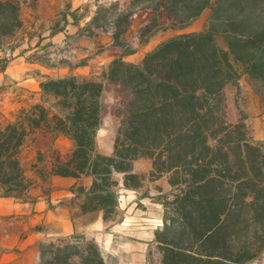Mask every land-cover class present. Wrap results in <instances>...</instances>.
<instances>
[{
    "label": "trees",
    "instance_id": "16d2710c",
    "mask_svg": "<svg viewBox=\"0 0 264 264\" xmlns=\"http://www.w3.org/2000/svg\"><path fill=\"white\" fill-rule=\"evenodd\" d=\"M39 0H0V50L11 55L26 40L25 10ZM99 1V0H98ZM138 9L166 17L168 28L185 29L211 10L202 31L181 33L147 53L139 63L125 60L136 48L127 34ZM68 13L53 24L51 36L69 23ZM70 15L79 23L75 12ZM112 32L119 55L98 78L39 73L42 102L20 110L0 128V197L25 200L35 185L22 161L26 145L60 135L74 141L68 155L54 149L52 175L81 179L74 191L85 213L103 211L116 219L120 205L117 173L125 186L140 187L134 161L149 158L152 175H167L171 189L156 197L163 225L155 232L162 264H251L264 252V141L253 140L243 122L229 121L226 87L247 75L264 95V0H132L97 4L85 27ZM145 35V34H144ZM39 35L28 60L48 68L55 44ZM57 55L59 51L57 52ZM1 58L2 69L10 61ZM119 95L115 114L121 125L114 153L98 148V132L109 110L107 84ZM85 179L91 183H85ZM40 264H109L101 246L76 234L40 243Z\"/></svg>",
    "mask_w": 264,
    "mask_h": 264
},
{
    "label": "crops",
    "instance_id": "0c3cea01",
    "mask_svg": "<svg viewBox=\"0 0 264 264\" xmlns=\"http://www.w3.org/2000/svg\"><path fill=\"white\" fill-rule=\"evenodd\" d=\"M92 1L39 0L35 10L31 8L25 10V17L29 20V30L37 36L29 43L28 35H26V40L13 55L0 50V128L13 121L23 108L42 102L43 94L39 73L52 76H66L71 73L89 77L97 75L98 78L115 59V57L106 54V51L91 57L87 53L88 46L85 49L86 53L81 58L84 59L83 62L74 64L67 56L69 49L65 48L64 57L67 62L59 64L57 67L48 68L28 60L33 51L23 52L31 45L37 44L40 34L45 38L44 44L49 41L55 44L52 55L54 58L59 55L56 51L60 52L61 48L69 47L74 39L89 41L101 31L95 30L94 35L89 36L85 29L96 13L97 4L108 5L104 0H96L93 4V12L86 14L83 5ZM131 2L132 0H129L124 6L120 3L122 10L129 9ZM139 10L141 9L137 10L134 17L138 15ZM71 12L77 14L79 23L74 21L75 19L70 15ZM64 13L69 14V23L66 29L51 36L54 22L60 19ZM191 26L179 30H187ZM205 28L190 32L202 31ZM110 33L112 34V32ZM163 42L160 41L154 45L148 44L147 52L153 51ZM6 55L11 60L6 68L2 69L1 58ZM129 59L130 55L125 58L126 61ZM131 62L139 63L132 60ZM98 67H103L104 70L102 72L95 71ZM103 130L104 122L98 132V148L101 153L112 155L116 134L114 131H109L108 140L105 141L102 137ZM74 146L72 139L60 135L54 143L49 138H43L37 139L36 142L30 141L24 148L22 161L28 175L34 179L35 185L30 189L28 198L25 200L0 197V264H40V243L42 241L68 238L76 234L85 236L89 241H95L107 251L118 245L119 250L123 254H131L132 259L134 257L143 258L142 250L146 245L143 236H134L136 238L132 239L130 244L127 233L131 226H135L134 228L139 230L138 221L142 220L134 218L135 222H129L131 217L128 216V213L135 210V216L140 213L142 216H150L146 219L148 221L147 229L150 234L155 236L156 230L163 225V211L161 210L163 205L156 200L157 196L152 188L145 184V180L142 181L140 187L128 188L125 186V173H117L116 178L120 182V205L116 219L106 221L103 211L85 213L81 206L82 199L74 191V187L80 185L82 180L51 174L54 164L53 150L56 149L63 155H68ZM152 172L151 160L140 158L134 161L132 173L144 177V175H152ZM153 178V183L160 185L158 195L171 189L167 175ZM85 183L90 184L91 180L85 179ZM152 206L160 209L161 213H158V218L151 217L153 215ZM251 264H264V258Z\"/></svg>",
    "mask_w": 264,
    "mask_h": 264
},
{
    "label": "rangeland",
    "instance_id": "374dc122",
    "mask_svg": "<svg viewBox=\"0 0 264 264\" xmlns=\"http://www.w3.org/2000/svg\"><path fill=\"white\" fill-rule=\"evenodd\" d=\"M96 0L84 4L85 13L90 14L94 10L93 4ZM98 1V0H97ZM129 0H119L121 5H125ZM104 2L110 5L112 0H104ZM155 13L151 10L141 9L138 11V15L133 17V26L130 32L127 34V39L134 46L137 51L135 54L130 55L128 62H139L147 55V45L156 44L166 39H170L178 34L190 32L192 30H199L207 27L209 19L211 16V10H207L201 18L196 20L193 25L187 30L171 29L168 28L167 18L164 17L161 20V23L154 25V22L151 20V17ZM88 31V30H86ZM145 34V35H144ZM90 42V43H86ZM112 34L106 31H99L96 33L90 40H79L74 39L71 42V45L65 46L60 49L59 55L56 57L54 63H59L62 61V58H65V48L69 49L67 56L71 58V62L74 64H80L84 59H81L85 49L89 46V51L91 57H94L98 54H102L106 51L109 56L115 57L121 53V50H116L111 47ZM83 44V45H81ZM63 47V46H62ZM94 63V62H93ZM103 67H98L95 71L102 72ZM101 76V75H100ZM92 78H97V75L90 76ZM226 95V109L229 121L236 124L243 122L246 125L248 135L253 140L264 141V95L261 90L249 80L247 75L241 76L237 81L230 83L225 89ZM104 99L109 105L108 113L105 116L104 130L102 137L105 141L108 140V132L114 131L117 134V131L121 125V119L118 117L115 112V106L118 104L120 98L117 92L116 87L108 83L106 91L104 93ZM151 160L149 158H145ZM153 175H144L143 181L145 184L152 188L156 196L158 195V189L160 185L153 183ZM168 191L165 192H169ZM151 217L158 218V213L160 214V209L152 206ZM164 212V208L161 209ZM134 212L128 213L130 216L129 222H135L134 218H139L142 221H138L139 230L135 229V226L129 227L127 230L129 243H132V239L136 238L134 236L139 235L143 236V239L146 241V245L142 250L143 258L134 257L132 259L131 254H123L119 250V246L115 245L111 250H105L102 247L103 253L108 260L109 264H162L163 254L162 250L159 247V244L155 241V236L149 233L148 221L146 220L150 216L146 215H137L135 216ZM145 218V219H144ZM144 219V220H143ZM161 227V226H159ZM143 232V235H142ZM140 248V247H139ZM140 251V249H139ZM264 258V252L259 259ZM258 260V259H257Z\"/></svg>",
    "mask_w": 264,
    "mask_h": 264
}]
</instances>
